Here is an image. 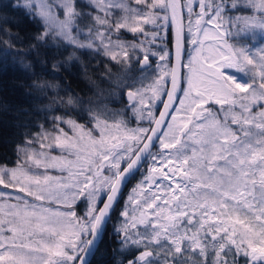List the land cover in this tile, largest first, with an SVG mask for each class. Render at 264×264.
I'll return each mask as SVG.
<instances>
[{"label":"snow or ice","instance_id":"obj_1","mask_svg":"<svg viewBox=\"0 0 264 264\" xmlns=\"http://www.w3.org/2000/svg\"><path fill=\"white\" fill-rule=\"evenodd\" d=\"M84 57L110 91L56 78ZM8 60L42 103L0 163V264H264V0H8Z\"/></svg>","mask_w":264,"mask_h":264},{"label":"trees","instance_id":"obj_2","mask_svg":"<svg viewBox=\"0 0 264 264\" xmlns=\"http://www.w3.org/2000/svg\"><path fill=\"white\" fill-rule=\"evenodd\" d=\"M7 3L8 0H0V8ZM5 11L10 16L14 15L7 10ZM35 30L36 26L27 21L20 24V34L24 37L25 43L28 42V39ZM97 59L83 58V63L87 65L86 71L80 64H76L75 66L61 69L55 76L61 84L70 86L75 92L80 93L86 98L94 96L97 89L107 93L111 90V87L109 86L108 79L102 77L101 74L105 72V69L103 64L97 63ZM110 66L112 65L110 64ZM42 71L39 65L35 69L37 74H40ZM43 74L49 79L53 76V73L50 71H43ZM32 79V75L23 70L19 64L11 60L0 62V104H6L9 107L8 112L0 111V163H10L15 160L13 146L18 138V129L13 126V122L17 119L14 114L15 110L27 109L29 112H33L34 108L42 103V98H38L36 94H29L30 90L27 88V85ZM125 100V97L117 96L110 98L108 102L110 107H117L125 104ZM35 118V114L31 117H19L21 120ZM135 182L134 180L129 184L128 189L125 190V196H127L128 190ZM113 223H115V219Z\"/></svg>","mask_w":264,"mask_h":264},{"label":"rangeland","instance_id":"obj_3","mask_svg":"<svg viewBox=\"0 0 264 264\" xmlns=\"http://www.w3.org/2000/svg\"><path fill=\"white\" fill-rule=\"evenodd\" d=\"M111 65L112 66H110V67H111L113 73H119L120 72V69H119V67L117 65H115V64H111ZM136 75H138V73ZM106 79H108V78L106 77ZM109 86H110V84H109ZM125 103H126V100H125ZM123 106H124V104L122 106H117V107L115 106V107H112V108L118 109V108H122Z\"/></svg>","mask_w":264,"mask_h":264},{"label":"water","instance_id":"obj_4","mask_svg":"<svg viewBox=\"0 0 264 264\" xmlns=\"http://www.w3.org/2000/svg\"><path fill=\"white\" fill-rule=\"evenodd\" d=\"M126 99V98H125Z\"/></svg>","mask_w":264,"mask_h":264}]
</instances>
